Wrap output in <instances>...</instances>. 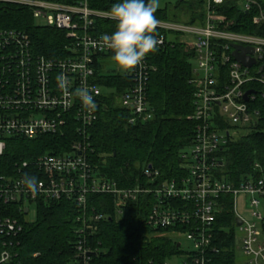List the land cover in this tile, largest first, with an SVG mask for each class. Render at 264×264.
<instances>
[{
	"label": "built area",
	"instance_id": "2783aa9c",
	"mask_svg": "<svg viewBox=\"0 0 264 264\" xmlns=\"http://www.w3.org/2000/svg\"><path fill=\"white\" fill-rule=\"evenodd\" d=\"M263 4L264 0H203L198 11L201 22L159 20L153 30L157 31L156 50L173 46L179 36L187 37L191 40L187 42L192 51L191 65L197 64L192 66L189 82L193 87L190 119L195 124L194 135L180 158L185 175L161 182L159 172L148 166L142 170L146 186L121 188L95 172L90 159L89 129L98 120L104 96L98 83L100 62L113 55L101 39L116 27L109 10L97 8L99 0H0L2 6L29 11L34 22L43 21L38 27L58 30L69 41L65 58H49L36 51L26 31L0 28V264H18L19 237L23 223L30 222L26 220L27 205L59 200L73 202L80 211L75 261L90 264L100 251L95 240L98 225L108 218L89 209V197L96 195L112 198L116 219L141 196L153 197L157 203L146 225L173 229L179 249L176 256H181L176 264H214L219 253L214 246L215 223L221 197L226 194L232 196L235 220L241 222L235 234V239H241L245 258L241 264H264V171L258 179L238 187L224 182L221 176V154L228 142L251 134L264 115V37L230 30L222 10L228 6L253 13L252 23L264 27ZM233 46L252 48L253 53L247 56L254 59V65L247 68L236 61ZM149 55L138 67L122 73L129 82L119 102L131 125L153 119L147 99L154 71ZM82 88L93 96L91 106L79 98ZM48 136L72 138L69 150L15 161L13 167L3 161L10 140ZM26 176L37 179V192H29L22 185ZM239 194L249 197L250 218L235 212ZM10 206H15L17 213L5 215V208ZM180 237L190 243L188 251L181 250ZM160 264L170 263L166 260Z\"/></svg>",
	"mask_w": 264,
	"mask_h": 264
},
{
	"label": "trees",
	"instance_id": "16d2710c",
	"mask_svg": "<svg viewBox=\"0 0 264 264\" xmlns=\"http://www.w3.org/2000/svg\"><path fill=\"white\" fill-rule=\"evenodd\" d=\"M99 1L101 5L97 8L106 10L117 2ZM202 2L179 0L175 9L180 16H171L167 9L158 7L154 15L158 20L185 19L188 24H194L197 20L201 22L202 13L198 11ZM222 14L226 16L230 30L264 37V27L252 23L253 13L246 14L226 6ZM0 28L26 31L36 51L45 57H66L64 48L69 41L64 34L36 26L31 13L25 9L0 5ZM149 56L154 71L150 76L147 99L153 119L131 125L126 110L116 105L118 98L103 96L98 120L89 129L90 159L94 171L115 181L121 188L146 186L142 170L148 166L159 172L161 182L185 175L180 158L190 148L194 135L195 124L190 119L193 113V87L189 83L191 49L186 41L176 38L173 46L167 45ZM98 77L101 86L119 87V96L129 82L119 74ZM71 139L66 136L12 139L8 142L3 161L13 167L15 161H30L44 154H61L69 150ZM221 157L224 160L221 168L224 182L238 187L244 181L258 179L262 175L261 170L264 171V115L251 134L229 141ZM156 203L153 197L141 196L116 219L111 197H89V209L108 217L98 225L95 240L100 251L90 264H160L178 255V241L172 228L153 229L146 225L147 216ZM35 208L34 221L23 223L18 264H77L74 246L78 226L76 218L80 211L75 204L67 200L53 203L40 201ZM5 209L8 210L5 215L17 213L15 206ZM261 228L264 233V220ZM236 231L233 198L226 194L221 197V208L215 223L214 246L219 253L214 258V264H235Z\"/></svg>",
	"mask_w": 264,
	"mask_h": 264
},
{
	"label": "clouds",
	"instance_id": "9594fccd",
	"mask_svg": "<svg viewBox=\"0 0 264 264\" xmlns=\"http://www.w3.org/2000/svg\"><path fill=\"white\" fill-rule=\"evenodd\" d=\"M158 0H117L109 10L116 21V27L101 39L113 51V62L125 71L138 67L144 58L156 50L158 40L154 29L159 23L154 15ZM82 103L93 104V96L86 88L78 93ZM22 185L32 193L38 191V181L34 176H26Z\"/></svg>",
	"mask_w": 264,
	"mask_h": 264
},
{
	"label": "rangeland",
	"instance_id": "374dc122",
	"mask_svg": "<svg viewBox=\"0 0 264 264\" xmlns=\"http://www.w3.org/2000/svg\"><path fill=\"white\" fill-rule=\"evenodd\" d=\"M179 0H158V8L165 10L167 9L169 15H179L177 13L178 10L175 9V6L177 5ZM180 16V15H179ZM43 21L41 20H36L35 25L36 26H41L43 25ZM180 41H191L189 38L184 37V36H179L177 38ZM196 63H192V66H196ZM99 72L101 76H116V75H122L124 72L123 69L118 67L110 57H106L101 59L100 62V68ZM102 92L104 96L108 97H115L118 98L119 100L120 96L118 95L119 93V87L113 86V87H105L102 86ZM116 105L121 106L119 101H116ZM29 208V214L26 217V220L33 222L35 218V207L33 205H27ZM251 211L250 205H249V197L248 195L244 194H239L236 197V204H235V212L237 215L244 217V218H250L249 212ZM261 212L264 213V200L262 201V206H261ZM179 241L181 242V250L182 251H188L191 248V245L189 242L185 240V238L180 237ZM240 244H241V239L236 237L235 239V264H241L244 261V256L243 253L240 249ZM181 256H174L168 260L170 264H176L179 261Z\"/></svg>",
	"mask_w": 264,
	"mask_h": 264
},
{
	"label": "water",
	"instance_id": "95a60500",
	"mask_svg": "<svg viewBox=\"0 0 264 264\" xmlns=\"http://www.w3.org/2000/svg\"><path fill=\"white\" fill-rule=\"evenodd\" d=\"M234 48V53L233 56L236 61L241 63L243 66L250 68L254 65L255 61L254 59L248 57V54L253 53V49L249 47H241V46H233ZM251 92H248L245 96V99L247 95H249ZM26 213V212H25ZM241 225V222L239 219H236V226L239 227Z\"/></svg>",
	"mask_w": 264,
	"mask_h": 264
}]
</instances>
